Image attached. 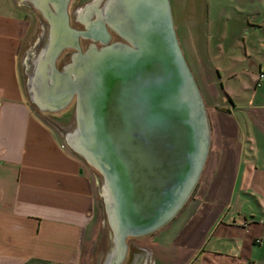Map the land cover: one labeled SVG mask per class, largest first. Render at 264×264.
Listing matches in <instances>:
<instances>
[{"label": "crops", "instance_id": "obj_1", "mask_svg": "<svg viewBox=\"0 0 264 264\" xmlns=\"http://www.w3.org/2000/svg\"><path fill=\"white\" fill-rule=\"evenodd\" d=\"M13 2V14H0V264H96L97 177L66 145V111L42 113L22 93V71L40 40L26 44L30 23L17 13L26 0ZM170 2L208 110L211 147L192 203L152 237L138 238L144 249H130L127 264H264V163L252 136L254 126L264 131V102L253 92L264 90V82L257 87L264 0ZM238 184L245 195L259 194L249 196L259 211L226 209ZM106 251L98 264H106Z\"/></svg>", "mask_w": 264, "mask_h": 264}, {"label": "water", "instance_id": "obj_2", "mask_svg": "<svg viewBox=\"0 0 264 264\" xmlns=\"http://www.w3.org/2000/svg\"><path fill=\"white\" fill-rule=\"evenodd\" d=\"M30 1L48 25L28 80L30 100L50 114L74 103L66 145L103 180L112 234L106 264H124L129 238L158 232L187 205L211 147L208 110L171 2L94 0L79 10L85 29L77 30L71 0ZM110 30L123 42H110ZM81 39L91 42L84 52ZM67 49L74 52L59 69Z\"/></svg>", "mask_w": 264, "mask_h": 264}, {"label": "rangeland", "instance_id": "obj_3", "mask_svg": "<svg viewBox=\"0 0 264 264\" xmlns=\"http://www.w3.org/2000/svg\"><path fill=\"white\" fill-rule=\"evenodd\" d=\"M91 1L92 0H75L73 6L71 5V8L69 10V15L72 16L74 14V11L76 12L83 5H86V4L90 3ZM19 2H21V4L23 3L22 0H19ZM13 4H14L13 0H0V14H7V15L13 14L14 9L11 7V6H13ZM18 8H19V11L17 12L18 15L22 16L23 19H25L26 21H28L30 23L29 34H27V37H26V44H27V42H28L27 45H29V42L31 44L32 42H34L35 38H37V40L38 39L40 40V43L38 45H36L35 48L33 47V50L31 51L32 56L30 57V59L28 61L27 75H26L25 71L24 72L22 71V80H21L22 93H24V95H25L24 97L29 100L30 95H29V90L27 88V80H29V78L31 76L32 68H33L35 59L37 58L39 52L44 48V46L46 44L47 35H48V25L43 20L44 18L38 13V11L34 10L28 4L27 0H26L24 7L22 6V7H18ZM0 16H3V15H0ZM41 27L44 28V34L41 30ZM24 48L27 49V47H24ZM25 49H23V52ZM20 60H21V58H20ZM69 61H70V59H69L67 53H64L60 57L57 67L59 68L60 66L65 65L66 63H69ZM257 87H259V86L257 85ZM253 92H255L256 95L260 96V102L263 103L264 102V90L255 89V90H253ZM65 111H66V114H68L67 116H69V118L67 120L70 123L69 127L68 128L66 127L67 134H68V133H71L74 130V128L76 127L75 118H74V113H75L74 104L70 105L67 109H65ZM43 113H45V112H43ZM254 128H252V130L254 132L252 134V136L256 137V139H257L256 149L254 150V154H256V161H257L258 165L261 166L264 163V131L259 127L256 128L254 126ZM261 172H262V170H261ZM94 173H95V176L97 177L98 188H99L98 194L100 195L99 200H98L99 201V203H98V215L100 218V222H99L100 228L96 229V233H95L94 237H92V241L90 243V250H92V251L94 250V253H95L94 263L98 264L101 261V256H102L101 252L104 250V247L107 248V251H109V252L112 249V242H111L112 234L109 230L108 225L105 223L106 222V216H105V212L103 209L104 204H103V199H102L103 180L100 177V174H98L95 171V169H94ZM235 188H237L236 189L237 194L233 195V198L229 200L230 204L226 205L227 210L229 208L233 209V211H236V210H242V211L243 210H248V211L256 210V211H259L261 209L255 200H251L249 198L250 195H254V196L258 197V195H259L258 193H253L250 191V195L248 196V195H245L246 190L240 188V184L236 185ZM240 191H242V193H243L242 199L237 198V195H239ZM191 198L192 197H190V199L188 201V203L190 202V204L192 203ZM188 203H187V205H188ZM187 205H185V207ZM154 234H155V232L149 236H146L144 238H139V239L145 241V239L152 237ZM136 240H138V238L137 239L136 238H129L128 239L129 251H130V249H134L137 246L140 249H144V247L140 246L139 242H137ZM144 243L146 244V242H144ZM107 251L104 252L105 253L104 258L107 256L106 255ZM125 264H127V261L125 262Z\"/></svg>", "mask_w": 264, "mask_h": 264}, {"label": "flooded vegetation", "instance_id": "obj_4", "mask_svg": "<svg viewBox=\"0 0 264 264\" xmlns=\"http://www.w3.org/2000/svg\"><path fill=\"white\" fill-rule=\"evenodd\" d=\"M74 1L75 0H71L70 1V4H68V10H70V8H71V5L73 6V4H74ZM94 0H92L91 2H93ZM106 1V0H105ZM105 1L103 2V4L102 5H104V3H105ZM27 2H28V4L30 5V6H32V4H31V1L30 0H27ZM90 2V3H91ZM89 4V3H88ZM87 5V4H86ZM101 5V6H102ZM83 6H85V5H83ZM82 6V7H83ZM33 7V6H32ZM78 7V6H77ZM81 7V8H82ZM34 8V7H33ZM80 8V9H81ZM79 9V10H80ZM79 10H77L76 12L74 11V14L72 15V16H70V18H71V20H70V25H71V27H73V28H75V29H77V30H82V29H85V27H84V25H83V23L80 21V17H79ZM95 18V17H94ZM110 32H111V40H110V42H123V40L122 39H120L119 38V36H117V35H115L114 34V32L113 31H111L110 30ZM80 43H81V47H82V49H83V52L84 51H86V49L89 47V45L91 44V42L90 41H84L83 39H81L80 40ZM98 46H99V48L101 47L100 45H99V43L97 44ZM73 50H64L63 52H62V54H61V56L64 54V53H67V55H68V57H69V59L71 58V55L73 54ZM69 53V54H68ZM60 56V57H61ZM60 59V58H59ZM59 61V60H58ZM62 66H64V65H62ZM62 66H60L59 68L61 69L62 68Z\"/></svg>", "mask_w": 264, "mask_h": 264}, {"label": "built area", "instance_id": "obj_5", "mask_svg": "<svg viewBox=\"0 0 264 264\" xmlns=\"http://www.w3.org/2000/svg\"><path fill=\"white\" fill-rule=\"evenodd\" d=\"M264 82V73H260L257 78V85L261 86V84Z\"/></svg>", "mask_w": 264, "mask_h": 264}, {"label": "trees", "instance_id": "obj_6", "mask_svg": "<svg viewBox=\"0 0 264 264\" xmlns=\"http://www.w3.org/2000/svg\"><path fill=\"white\" fill-rule=\"evenodd\" d=\"M74 104V103H73Z\"/></svg>", "mask_w": 264, "mask_h": 264}]
</instances>
